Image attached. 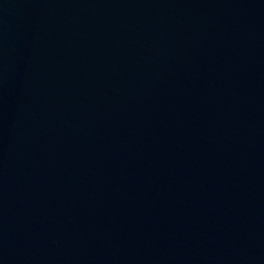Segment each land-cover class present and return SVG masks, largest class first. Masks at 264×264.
I'll return each instance as SVG.
<instances>
[{"label":"water","instance_id":"1","mask_svg":"<svg viewBox=\"0 0 264 264\" xmlns=\"http://www.w3.org/2000/svg\"><path fill=\"white\" fill-rule=\"evenodd\" d=\"M0 264H264V0H0Z\"/></svg>","mask_w":264,"mask_h":264}]
</instances>
